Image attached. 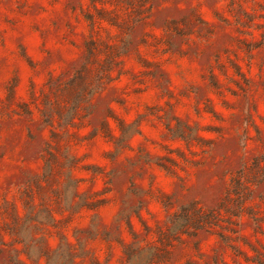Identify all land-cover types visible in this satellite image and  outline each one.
I'll list each match as a JSON object with an SVG mask.
<instances>
[{"label":"clouds","instance_id":"clouds-1","mask_svg":"<svg viewBox=\"0 0 264 264\" xmlns=\"http://www.w3.org/2000/svg\"><path fill=\"white\" fill-rule=\"evenodd\" d=\"M0 264H264V0H0Z\"/></svg>","mask_w":264,"mask_h":264},{"label":"rangeland","instance_id":"rangeland-1","mask_svg":"<svg viewBox=\"0 0 264 264\" xmlns=\"http://www.w3.org/2000/svg\"><path fill=\"white\" fill-rule=\"evenodd\" d=\"M3 259H4V254L0 253V260H3Z\"/></svg>","mask_w":264,"mask_h":264}]
</instances>
